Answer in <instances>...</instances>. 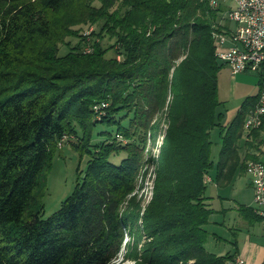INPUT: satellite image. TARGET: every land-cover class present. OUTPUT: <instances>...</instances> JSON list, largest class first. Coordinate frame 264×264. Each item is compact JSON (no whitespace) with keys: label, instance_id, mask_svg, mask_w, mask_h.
<instances>
[{"label":"trees","instance_id":"16d2710c","mask_svg":"<svg viewBox=\"0 0 264 264\" xmlns=\"http://www.w3.org/2000/svg\"><path fill=\"white\" fill-rule=\"evenodd\" d=\"M68 5L80 9L82 21L101 22L93 43L79 41L90 44L89 53L77 46L57 54L68 26L51 16ZM220 10L208 0H0V264H111L122 248L124 258L137 260V247L139 264L231 260L205 249L212 213L206 180L214 169L216 183L226 185L255 160L250 154L241 160L238 150L264 70L257 94L222 125L214 36L226 28L215 26ZM104 36L114 39L106 48L99 43ZM110 49L115 56L107 58ZM101 101L108 103L105 114L93 110ZM159 112L167 123L161 165L155 194L142 209L134 196L146 167L144 138ZM100 125L116 131L111 138L103 132L92 146ZM78 129L75 146L90 155L86 170L43 218L39 191L55 143L68 133L77 137ZM261 130L264 121L248 132ZM119 134L124 142L115 139ZM239 212L258 217L248 207Z\"/></svg>","mask_w":264,"mask_h":264},{"label":"rangeland","instance_id":"374dc122","mask_svg":"<svg viewBox=\"0 0 264 264\" xmlns=\"http://www.w3.org/2000/svg\"><path fill=\"white\" fill-rule=\"evenodd\" d=\"M95 6H99L97 2L94 3ZM221 10L218 12L217 22L222 27H228L230 30L235 28L232 22L228 20V10L232 7L231 0L222 4ZM51 20L58 26L62 24H67V33L63 39L62 44H58L57 46V54L59 56L65 55L70 50H83L86 53H89V47L91 43H93L97 38L96 35L99 33V28L101 26V22L98 23H90L89 21H82L83 16L78 7H74L72 5H68L63 7L57 13L52 14ZM82 38L86 39V42L90 44H86L88 47V51L84 50L85 44L80 43ZM99 40V39H98ZM98 42V41H97ZM114 39H109L107 36L102 37L99 43L102 47L106 48L109 45H112ZM84 45V47H83ZM115 50L110 49L107 51L106 57H114ZM120 57H118L119 59ZM217 63L220 66V70L217 75V84H218V98L221 102L218 107V112H221L225 123L229 119H232L236 108H238L240 104V100L238 97L241 93H245L249 95L253 89H257L258 87V79L259 73L251 72V73H242L237 75H232L230 69L224 65V62L221 59H217ZM244 89H241V88ZM243 91H241V90ZM241 91V92H240ZM94 121L100 122L102 118H96L94 116ZM125 120L122 121L124 125ZM152 126L149 128H153V133L151 135L149 132L147 133L145 143L143 144V153H144V165L146 167L140 169L139 180L137 181V191L134 196L136 200H140L142 209H144L152 200L155 191H156V180H157V171L160 168V152L163 146V140L165 136V131L167 127V123L164 120L162 113H157L152 120ZM109 131L112 132L111 136L115 133L114 127L106 128L103 125L96 126L93 129V134L91 137V145L94 146L99 144L104 140L106 136L102 135L103 132ZM82 133L80 130H77V137L72 134H65L61 139H58L55 143V152L52 156L49 167H47L43 177H42V188L39 191V196L42 198L41 202L43 205V214L42 217L46 218L59 209L61 203L72 193L73 188L75 186V182L82 176L85 172L88 160L90 155L88 153H80L78 148L75 146L77 143V139L80 138ZM120 135V134H119ZM212 139V159L216 163L217 157L219 155L220 150V129L219 127H215L210 133ZM115 139L124 142V137H117L115 135ZM124 157V153L119 155V159ZM216 165V164H215ZM213 176V181H206V193H210L209 191L215 190V170L209 171L208 176ZM207 176V177H208ZM212 179V177H211ZM239 186H237L238 194L243 199V201H249L251 197V192L248 191V185L251 183L250 176L247 174H242L238 176ZM252 204L253 207H258L257 203L254 200V191L252 195ZM128 240V235L126 236ZM147 241V240H146ZM147 244V243H146ZM220 248L226 246L224 242L220 241ZM219 246L211 245V242L206 244V248L208 250L216 251L215 248ZM138 248L137 260L127 259L123 257L124 249L122 248V252L116 256L111 264H139L142 261V250L140 247Z\"/></svg>","mask_w":264,"mask_h":264},{"label":"crops","instance_id":"0c3cea01","mask_svg":"<svg viewBox=\"0 0 264 264\" xmlns=\"http://www.w3.org/2000/svg\"><path fill=\"white\" fill-rule=\"evenodd\" d=\"M241 89L244 88L242 87ZM258 90L259 83L257 89L255 87V89L250 91L251 93L249 95L241 93L238 97L240 104L236 108V111L245 98L256 95ZM223 120L224 117L221 122L222 125H227L232 119H229L227 123ZM243 130L244 132L238 150L240 159L243 160L246 154H250L256 161L264 163V130L258 132L256 136L250 135L249 130L244 129V127ZM248 142L250 143L249 146L246 145ZM242 174L245 175L246 172H237L231 182L223 186L218 185L215 181V190L206 193L207 205L212 210L209 221L204 225V229L209 233L207 243L211 242V245L215 243L219 247L215 248L216 251H212L214 249L208 250L206 243L205 249L219 256L226 254L240 256L245 264H264V225H262L261 219L257 215L258 207H253L252 204L253 188L251 183L248 185L250 187L248 191L251 192V197L248 202L243 201L240 197L241 195L239 196L238 194V176ZM213 176H211L212 179L208 176L206 181L209 179L213 181ZM240 206L251 208L252 212L258 217L252 219L250 213L247 214V217L242 216L239 212ZM220 241L224 242L226 246L220 248Z\"/></svg>","mask_w":264,"mask_h":264},{"label":"built area","instance_id":"2783aa9c","mask_svg":"<svg viewBox=\"0 0 264 264\" xmlns=\"http://www.w3.org/2000/svg\"><path fill=\"white\" fill-rule=\"evenodd\" d=\"M228 0H224V3ZM232 7L228 10V20L235 26L217 31L218 45L216 57L221 59L230 69L232 75L242 72H257L264 70V0H231ZM218 28L222 26L217 22ZM88 51V47H84ZM264 93V77L262 91L255 108L245 117L243 127L248 130L251 121L256 119L257 111ZM108 103L101 101L93 105V110L105 114ZM120 137V135H117ZM250 181L254 191V200L258 205L257 215L264 225V166L249 170ZM210 180V179H209ZM234 264H245L240 256H232Z\"/></svg>","mask_w":264,"mask_h":264},{"label":"bare ground","instance_id":"6f19581e","mask_svg":"<svg viewBox=\"0 0 264 264\" xmlns=\"http://www.w3.org/2000/svg\"><path fill=\"white\" fill-rule=\"evenodd\" d=\"M209 5L212 8L220 7L222 8V4L224 3V0H208ZM223 9V8H222ZM216 39V48L218 45V35L215 34ZM262 100H264V93H262ZM262 121H264V102H261L260 104V111H257V117L253 121H251L250 127H248V130L257 129L262 125ZM264 166V163L256 160H248L246 163V174L250 176L249 170L255 168V167H262ZM226 264H234V259L229 260Z\"/></svg>","mask_w":264,"mask_h":264}]
</instances>
